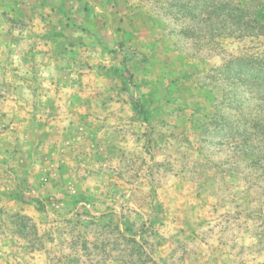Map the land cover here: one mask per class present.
Masks as SVG:
<instances>
[{
    "label": "rangeland",
    "instance_id": "obj_1",
    "mask_svg": "<svg viewBox=\"0 0 264 264\" xmlns=\"http://www.w3.org/2000/svg\"><path fill=\"white\" fill-rule=\"evenodd\" d=\"M224 2L264 14L0 0V264H264V109L220 77L264 30Z\"/></svg>",
    "mask_w": 264,
    "mask_h": 264
},
{
    "label": "trees",
    "instance_id": "obj_2",
    "mask_svg": "<svg viewBox=\"0 0 264 264\" xmlns=\"http://www.w3.org/2000/svg\"><path fill=\"white\" fill-rule=\"evenodd\" d=\"M211 9L213 8H207V11ZM213 11L218 15L216 31L220 34L235 35L238 33L239 37H244L241 35L257 36L263 33V12H250L243 8L233 7L226 2L221 6H216ZM220 77L226 83L231 84V92L235 91L232 98L234 99L233 104L241 107V102L244 103L247 98V100L254 101L258 108L264 109V53L229 61L221 71ZM237 90H242V92ZM249 118L255 132L264 135V119L260 116ZM246 129L248 130L249 126Z\"/></svg>",
    "mask_w": 264,
    "mask_h": 264
},
{
    "label": "crops",
    "instance_id": "obj_3",
    "mask_svg": "<svg viewBox=\"0 0 264 264\" xmlns=\"http://www.w3.org/2000/svg\"><path fill=\"white\" fill-rule=\"evenodd\" d=\"M35 8H37L38 10H40V9H42V6L40 4H38V3H36V7Z\"/></svg>",
    "mask_w": 264,
    "mask_h": 264
}]
</instances>
